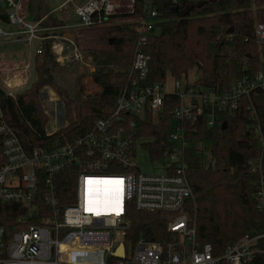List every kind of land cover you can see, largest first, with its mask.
Listing matches in <instances>:
<instances>
[{
  "label": "built area",
  "instance_id": "1",
  "mask_svg": "<svg viewBox=\"0 0 264 264\" xmlns=\"http://www.w3.org/2000/svg\"><path fill=\"white\" fill-rule=\"evenodd\" d=\"M28 1H4L9 11L8 26L15 29L0 23V40L25 38L30 44L38 42V55L43 52V41L50 39L52 52L61 65L70 57L80 60L83 56L72 31L40 33L41 20L29 19L23 8ZM123 1L86 0L75 4L79 21L72 27L104 26L112 23V14L134 12L135 0H125L126 8ZM199 1L188 0L185 6ZM172 2L177 4L179 0ZM160 20L154 0H143V12L135 27L140 38L125 72L126 82L112 112L96 119L90 131L64 142H27L8 121L0 104V202L22 208L10 226L0 223V264H264V228L229 244L218 256L210 243L198 244L196 223L188 210L194 191L186 156L191 147L203 150L201 142L188 140V133L206 113L207 124L212 126L217 113L236 115L247 111L256 121L248 130L260 136V152L248 159V165L258 175L255 198L264 214V136L253 100V95L264 92V66L255 78H242L222 90L188 82L186 75L179 79L172 76L169 89L167 75L149 84V57L140 43L159 29ZM255 31L263 44L264 23H257ZM30 66L26 64L24 70ZM3 81L18 86L29 79L19 71L9 73ZM0 87L13 98L18 94ZM168 95L177 96L179 101L171 110L165 130L159 127L164 135L163 157L153 159L145 142L155 137L138 131L148 114L157 124L165 121ZM139 150L147 151L151 162L161 167L142 171ZM65 172L74 178L72 194L60 188ZM133 207L168 212L170 238L160 241L141 237L127 244L125 229L131 223L129 210ZM121 244L122 257L117 254Z\"/></svg>",
  "mask_w": 264,
  "mask_h": 264
},
{
  "label": "trees",
  "instance_id": "2",
  "mask_svg": "<svg viewBox=\"0 0 264 264\" xmlns=\"http://www.w3.org/2000/svg\"><path fill=\"white\" fill-rule=\"evenodd\" d=\"M187 1L173 4L172 0H154L161 18L157 23L159 29L140 43L142 52L149 57L147 83L162 80L167 74L182 78L196 66L201 71L196 82L209 88L222 90L242 78H255L264 66V43L258 42L255 31L257 23H264V0H218L195 7L185 17L173 12L175 6L184 8ZM2 2L0 0V23L6 25L9 24V11ZM48 12L41 0L28 1L27 13L31 19L41 20ZM142 12L143 0H135L134 12L112 14L109 16L112 23L108 25L81 27L78 34L73 31L78 46L93 57L96 69L91 76L100 89L86 94L81 85L74 96L60 90V96L64 97L66 124L51 135H46L48 115L43 112L38 97L43 86L55 85L53 70L57 62L50 41H43V52L36 56L37 78L29 88L13 98L0 87V104L23 140H71L90 131L96 119L112 112L126 82V73L120 70L128 69L140 38L135 27ZM40 24L46 25L42 20ZM230 28L233 30L228 33ZM259 92L253 95V100L264 136V92ZM165 99V121L162 119L159 125L155 124L148 114L138 131V134L155 137L145 142L153 159L163 157L161 141L164 135L159 127L162 125L165 130L171 110L179 101L175 95ZM207 118L208 113L193 124L188 133V140L193 144H203L202 151L191 147L186 152L194 191L188 210L196 223L198 244L210 243L214 255L218 256L229 244L264 228V214L255 198L258 175L248 165V159L257 156L261 147L260 136L253 129L248 130L256 121L247 111L236 115L217 113L212 126L207 124ZM64 177L60 188L72 194L74 178L67 172ZM21 209L16 204L0 202V223L10 226ZM129 217L131 223L125 229L127 244L141 237L161 241L171 236L167 227L168 212L133 207Z\"/></svg>",
  "mask_w": 264,
  "mask_h": 264
},
{
  "label": "rangeland",
  "instance_id": "3",
  "mask_svg": "<svg viewBox=\"0 0 264 264\" xmlns=\"http://www.w3.org/2000/svg\"><path fill=\"white\" fill-rule=\"evenodd\" d=\"M4 1L2 2V5L7 8L8 5L6 6V2ZM63 1L64 0H42L43 4L48 8V10L53 12H48L45 16L41 18V20L46 23L45 26L41 25L40 33H42L43 35L57 33L61 34L66 30H71L72 34L74 30L75 34L79 33V27H72L73 24H76L79 21L78 16L74 12V5L72 2H69L62 9H59V6ZM83 1L85 0H75V3H81ZM123 3L124 7L126 8V1L124 0ZM64 12H67V14ZM52 15H56L55 19H49ZM128 20L129 19H127L126 22H128ZM46 40L52 43L50 39ZM35 49L36 46L27 42H22L20 44L11 43L6 45H0V85L5 90L11 92H22L29 88L31 84L36 80L37 74L34 67H32L30 70V78L27 84L18 86H8L3 81V74H6L7 70L10 71L13 68L19 66L21 67L23 64L27 63L29 59H31L33 62L34 58L36 59ZM70 49L71 47L69 49L67 48L66 53H68ZM78 49L80 50L83 56L80 60H74L70 57L65 60V63L63 65H61L56 59L57 64L54 65L53 70L55 85H45L39 91L38 97L40 106L46 116L48 115V121L45 127L46 132L54 131L55 128L58 127V125L60 127H63L66 124L65 106L63 101L64 97L62 95L60 96V90L65 91L68 96H74L81 85L84 86L86 94L91 93L93 91H98L100 89L97 85H95L91 76L92 72H94L96 69L92 55H88L79 46ZM56 56L57 55H55V58ZM200 75L201 71L198 66H196L191 69L186 76L188 82L194 81L196 84H198L196 82V79H198ZM172 81V76L168 74V89L171 88ZM54 93L57 94V96L55 95L57 101L51 104L47 102V98L50 96V94L54 95ZM138 163L142 171H151L153 166H157L158 168L161 167L157 165V163L151 162V158L145 150H139Z\"/></svg>",
  "mask_w": 264,
  "mask_h": 264
},
{
  "label": "crops",
  "instance_id": "4",
  "mask_svg": "<svg viewBox=\"0 0 264 264\" xmlns=\"http://www.w3.org/2000/svg\"><path fill=\"white\" fill-rule=\"evenodd\" d=\"M26 1H28V0H26ZM42 1V0H41ZM86 1V0H85ZM69 2H72L73 3V5H75V4H79V3H75V0H73V1H69V0H64L62 3H61V5L59 6V9H62L64 6H66ZM84 2V1H83ZM43 3V2H42ZM82 3V2H81ZM27 8H28V2H27V6H26ZM26 7H23V8H25L26 10H27V8ZM49 12H51V11H49ZM51 13H53V12H51ZM64 13H66L67 14V12H64ZM27 15H28V13H27ZM65 15V14H64ZM58 17V16H57ZM29 19H31L30 17H28ZM60 18V17H59ZM31 20H33V19H31ZM6 26V28H9V29H15L13 26H8V24H6L5 25ZM22 42H27V43H29L27 40H25V38H20L19 40H10L9 38H7V39H5V40H0V45H6V44H13V43H16V44H20V43H22ZM38 44V42H33L32 43V45H34V46H36ZM50 45H52V43L50 42ZM51 49H52V47H51ZM36 56H37V54H36ZM35 56V57H36ZM28 63H30L31 64V66L28 68V69H26V70H24V66L26 65V64H28ZM20 67V66H19ZM19 67H16V68H13V69H11L10 71H6V74H3V79L5 78V76L6 75H8L9 73L10 74H12V73H14V72H19V71H21V72H23V74L24 75H26L27 76V78L29 79L30 78V70H31V68L32 67H34V69H35V58H34V61L32 62V60L31 59H29V61L27 62V63H25V64H23L20 68ZM35 71H36V69H35ZM168 75V74H167ZM18 93H20V92H18ZM53 94V93H52ZM52 94H50V96L47 98V102H49V103H51V104H53V103H55L57 100H56V98H55V95L57 96V94H55L54 93V95H52ZM58 128H60V126L58 125V127H56L55 128V130L56 129H58Z\"/></svg>",
  "mask_w": 264,
  "mask_h": 264
},
{
  "label": "water",
  "instance_id": "5",
  "mask_svg": "<svg viewBox=\"0 0 264 264\" xmlns=\"http://www.w3.org/2000/svg\"><path fill=\"white\" fill-rule=\"evenodd\" d=\"M218 0H202V1H199L197 3H190V4H187L184 8L182 9H179L177 6H175L173 8V12H179L181 16L185 17L187 16L191 11L192 9H194L195 7H201L205 4H209V3H212V2H217ZM233 28H230L227 30L228 33L232 32ZM71 35V34H70ZM122 73H125L126 72V69H122L120 70ZM226 127V122H224L223 124V128ZM161 163H163V160H161ZM117 254L120 255L121 257L124 256V245L121 244L117 250Z\"/></svg>",
  "mask_w": 264,
  "mask_h": 264
},
{
  "label": "bare ground",
  "instance_id": "6",
  "mask_svg": "<svg viewBox=\"0 0 264 264\" xmlns=\"http://www.w3.org/2000/svg\"><path fill=\"white\" fill-rule=\"evenodd\" d=\"M105 191L103 190L102 197H104Z\"/></svg>",
  "mask_w": 264,
  "mask_h": 264
}]
</instances>
